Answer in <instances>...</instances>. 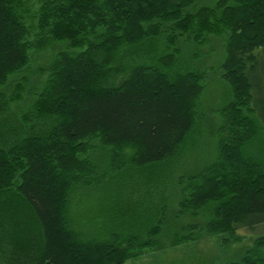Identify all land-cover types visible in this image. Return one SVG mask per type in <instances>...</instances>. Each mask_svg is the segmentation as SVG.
<instances>
[{
	"label": "trees",
	"instance_id": "trees-1",
	"mask_svg": "<svg viewBox=\"0 0 264 264\" xmlns=\"http://www.w3.org/2000/svg\"><path fill=\"white\" fill-rule=\"evenodd\" d=\"M212 36L225 39L230 100L216 160L177 181L175 218L206 222L172 247L204 236L239 241L240 229L264 224V0H0V264H127L159 249L165 206L141 214L133 198L131 213L122 197L119 209L98 214L96 235L84 229L95 210L82 205L118 172L139 177L127 191L162 198L159 171L194 132L204 90V74L180 69L181 43ZM53 48L34 72L35 56ZM263 251L264 236L229 264H264Z\"/></svg>",
	"mask_w": 264,
	"mask_h": 264
},
{
	"label": "rangeland",
	"instance_id": "rangeland-1",
	"mask_svg": "<svg viewBox=\"0 0 264 264\" xmlns=\"http://www.w3.org/2000/svg\"><path fill=\"white\" fill-rule=\"evenodd\" d=\"M181 50L180 69L184 72L197 71L204 74V90L197 102V119L194 132H192L184 144L181 154L177 158L163 164L162 170L164 172L159 171L160 176L166 182L164 188L159 190V193L162 195L160 197L162 198H159V196H155L154 198L152 195L150 196L152 198L146 199L147 195L144 194L146 192L145 188L140 189V194H138L136 189L127 191V182L139 177H131L118 172V174H114L113 184L107 187L106 191L96 193V198L82 205L83 214H87L84 209L88 206L93 208L92 211L95 210L93 215H89V218L96 220V223H91L92 219L88 223L86 219L84 229L96 235H98L96 228L101 224L98 214H100L101 210L107 213L111 208L119 209L118 205L123 201L121 200L122 197L124 198L125 206L127 204L131 213H133L132 209H134V204L136 203H127V200L133 198H140L142 200L141 214L148 213L153 203L159 204V207H166V223L163 225V232L160 236L159 249L148 250L143 257L130 260L127 264H229L239 262L252 249L256 240L264 236L263 224L258 226L254 231L240 229L237 232V235L241 237L239 241H233L228 236H204L198 241H191L178 247L171 246L174 237L182 233L183 229L193 224L201 226L206 222L201 216L193 218L191 213H178L181 215L175 218L179 211L178 204L181 201L180 188L177 181L181 177L188 179L216 160L218 155L217 128L221 123L220 110L230 100V89L222 79L220 71L221 64L225 59V39L212 36L209 37L207 44L203 46H195L182 42ZM55 51L56 48H53L50 51L35 56L31 65L32 70L34 72L39 70L38 72H40L54 56ZM263 65L264 57L261 58V66ZM259 77L261 79V82H259L261 91H259L260 95L258 96L259 108L257 118L264 125V72L260 71ZM31 79L33 87L40 85L41 79L38 74L32 75ZM28 97L30 96L27 94L25 98L30 99ZM26 101L28 102V100ZM98 158L99 163H101L102 158L100 156ZM149 175L148 173H144L142 177L149 178ZM127 192L130 193L127 195ZM106 198L108 200H104ZM125 210L127 209H123V211ZM73 214L74 216H79L76 210Z\"/></svg>",
	"mask_w": 264,
	"mask_h": 264
}]
</instances>
